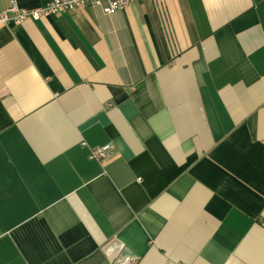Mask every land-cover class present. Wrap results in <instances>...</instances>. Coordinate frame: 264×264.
Masks as SVG:
<instances>
[{
    "label": "crops",
    "instance_id": "obj_1",
    "mask_svg": "<svg viewBox=\"0 0 264 264\" xmlns=\"http://www.w3.org/2000/svg\"><path fill=\"white\" fill-rule=\"evenodd\" d=\"M123 258L264 264V0L0 27V264Z\"/></svg>",
    "mask_w": 264,
    "mask_h": 264
},
{
    "label": "built area",
    "instance_id": "obj_2",
    "mask_svg": "<svg viewBox=\"0 0 264 264\" xmlns=\"http://www.w3.org/2000/svg\"><path fill=\"white\" fill-rule=\"evenodd\" d=\"M132 0H50L46 5L35 8H21L15 0H10L7 8L0 11V27L13 22L20 24L24 20L39 19L49 14H57L62 11H74L85 6L99 7L104 13L120 10L131 4ZM108 146L94 149L91 156L102 158L108 155Z\"/></svg>",
    "mask_w": 264,
    "mask_h": 264
},
{
    "label": "water",
    "instance_id": "obj_3",
    "mask_svg": "<svg viewBox=\"0 0 264 264\" xmlns=\"http://www.w3.org/2000/svg\"><path fill=\"white\" fill-rule=\"evenodd\" d=\"M122 257H123V255H120V258H122ZM109 260H111V259H109ZM109 260L106 259V260H104L101 264H111ZM115 261H116V260H114V261L112 262V264H114ZM124 262H125V258L122 259V261L120 262V264H125ZM117 264H119V263H117Z\"/></svg>",
    "mask_w": 264,
    "mask_h": 264
}]
</instances>
